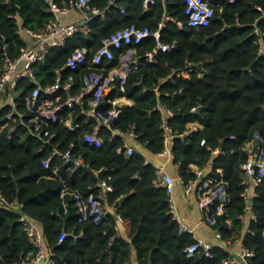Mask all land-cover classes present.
Listing matches in <instances>:
<instances>
[{"label": "trees", "instance_id": "1", "mask_svg": "<svg viewBox=\"0 0 264 264\" xmlns=\"http://www.w3.org/2000/svg\"><path fill=\"white\" fill-rule=\"evenodd\" d=\"M54 1L67 6L72 0ZM207 1L215 10L212 24L193 29L185 0H154L148 11L144 0H117V7L106 18L92 21L88 38L56 50L37 68L38 78L47 84L52 82L53 70L76 48L90 47L91 41H101L133 25L156 31L165 11L174 18L163 30L162 41L176 43V48L159 54L154 63L143 62L126 83L133 106L123 109L116 125L126 136L112 140V130L104 128L103 146L92 148L85 142L92 124H86L84 118L78 119L82 125L78 133L55 127V144L66 150L74 142L75 153L84 157L86 167L75 172L62 167L61 178L54 177L52 170L42 166L51 153L41 151L38 139L0 132V192L9 202L22 204L23 212L42 224L48 249L55 253L53 264H129L133 250L138 264H224L232 256L222 246L214 247L210 258L203 252L192 258L184 253L197 241L181 232L166 191L155 185L154 165L139 151L142 147L157 156L165 149L159 107L166 111L174 137V165L184 185L197 181L198 171L210 169L208 177L220 178L218 171L222 170L230 203L218 217L217 229L224 239L241 240L255 252L250 264H264V180L255 188L257 221L241 219L247 214L242 166L249 155L244 148L256 133L264 137V0ZM91 5L105 9L110 0H91ZM52 17L48 0H0V64L6 51L17 57L26 46L18 35L20 26L41 31ZM156 45L155 40H148L139 53L150 52ZM99 46L98 42L92 54ZM182 71H189L190 77L176 75ZM196 106H201L198 114L192 113ZM8 111H0V127ZM192 124L200 127L188 133ZM132 131L137 137L136 150L127 156L122 149ZM102 182L113 190L101 187ZM65 188L69 193L63 196ZM71 193L84 198L104 196L117 208L116 215L102 226L81 221ZM118 217L128 228L127 238L117 231ZM19 219L15 212L0 210V264H15L36 252ZM63 232L70 236L60 243Z\"/></svg>", "mask_w": 264, "mask_h": 264}, {"label": "built area", "instance_id": "2", "mask_svg": "<svg viewBox=\"0 0 264 264\" xmlns=\"http://www.w3.org/2000/svg\"><path fill=\"white\" fill-rule=\"evenodd\" d=\"M227 1L229 4H235L239 0ZM48 2L53 16L50 22L41 31L20 26L18 35L26 41V46L20 50L17 57H12L6 51L4 60L0 64V111L9 110L0 132L7 131L10 137L14 134L20 136L25 134L38 139L42 143L41 151L50 150L51 153L43 160L42 166L52 170L54 177L61 178L59 174L62 167L66 168L67 172H75L86 167V163L82 155L75 153L74 142L70 143L66 150H61L55 144L58 138L55 127L61 126L70 133H78L82 128L78 119L84 118L86 124H92V132L85 135V142L92 148L103 146L104 128L112 130V140L126 136L116 128V125L122 117L123 109L133 106L132 99L126 95V83L129 77L140 69L143 62L154 63L159 54L172 51L176 48V43L171 45L162 41L163 30L174 21L172 15L165 11L156 31L149 27L140 28L133 25L101 41H91L90 47L76 48L64 64L53 70L52 82L48 81L44 84L38 78L37 68L46 63L56 50L74 43L79 38H88L93 32L92 21L97 17L106 18L111 8L117 7V0H110V5L105 9L93 7L91 0H72L67 6H60L54 0ZM185 3V13L191 28H207L212 24L215 10L209 1L185 0ZM153 4L154 0H144L145 11H148ZM73 12L79 13L82 19L72 23L65 22L64 18ZM121 12L124 14L125 10L122 9ZM148 40H155L156 47L150 52L140 54L139 47ZM98 42L100 46L92 54ZM189 74V71L176 73L178 77H190ZM155 91L159 93L158 89ZM159 110L164 117L163 127L166 131L165 149L162 153L175 159L170 150V144H174V137L170 134L166 111L161 107ZM200 111L201 106L192 109V113L198 114ZM168 114L172 115L169 111ZM199 127L198 124L190 125L188 133L198 131ZM127 135L122 150L127 156H132L136 150L137 137L133 131ZM202 144L204 145L205 141ZM244 150L249 155L247 162L242 166L244 173L242 184L247 187V214L241 219L245 222L248 214L251 213V221H257V216L253 213V201L249 200L248 189L250 181L257 188L264 180V137L256 133ZM154 167L157 172L155 185L166 191L174 220L179 224L182 233L192 235L193 231L185 226L175 207L173 199L176 190L175 178L168 173L166 167ZM219 173L220 178H210L203 171H198L199 179L186 185V192L196 193L203 221L215 229L219 242L216 246H222L230 251L239 240H226L217 229L218 217L225 213L230 203L227 182L223 172ZM100 186L108 191L113 190L107 182H102ZM68 193V189L65 188L63 196ZM71 194L74 196L81 221L102 226L114 215L112 208L117 211L114 206L110 207L104 196L90 195L84 198L79 193ZM2 209L20 216L22 227L36 250L33 256L15 264H43L46 260L49 264H53L55 253L52 249H48L42 224L25 214L22 204L9 202L0 192V210ZM117 231L120 235L119 228ZM69 236L68 232H63L60 243ZM196 241V244L188 247L184 253L190 258L200 252H203L207 258L212 257V250L216 246L202 240ZM254 257L255 252L243 246L239 255H232L224 264H250Z\"/></svg>", "mask_w": 264, "mask_h": 264}, {"label": "crops", "instance_id": "3", "mask_svg": "<svg viewBox=\"0 0 264 264\" xmlns=\"http://www.w3.org/2000/svg\"><path fill=\"white\" fill-rule=\"evenodd\" d=\"M82 19V16L77 13V12H73L70 16H67L64 18L65 22H77L79 20ZM189 76H186V78H188ZM142 147H139V149ZM173 148V145L170 144V150L171 152ZM144 150L145 155L147 156L148 160L150 163H152L154 166H164L166 167L168 173L170 175H172L175 180H176V190L173 196L174 199V203H175V207L176 210L181 218V220L183 221V223L185 224V226L193 231V237L196 240H202L205 241L211 245H218L219 242L217 241L216 238V232L215 229L212 228L211 226L207 225L204 221H203V215L199 209L198 206V199L196 196L195 192H191V193H187L186 192V186L184 185V183L182 182L180 176L178 175V170L176 168V166L174 165V158H172L169 155H164L163 153L154 156L150 153H147L145 151L144 148H142ZM216 154H219V151H216ZM210 169L208 170H204L203 173H205L208 176V172ZM222 170H219L218 172H220ZM248 196H249V200L253 201L255 196H256V192H255V187L253 185V182H249V189H248ZM112 207V206H110ZM112 212L114 215H116L115 210L112 208ZM251 220V213L248 214L247 219H246V223H249V221ZM118 228L120 231V235L123 238H127L128 236V231H127V227L123 221V219L121 217L118 218ZM243 248V243L241 240H239L234 247L230 250V253L233 256H237L240 254V252L242 251ZM43 264H49V262L46 260ZM129 264H138L137 262V253L135 250L132 251V255H131V259H130V263Z\"/></svg>", "mask_w": 264, "mask_h": 264}, {"label": "water", "instance_id": "4", "mask_svg": "<svg viewBox=\"0 0 264 264\" xmlns=\"http://www.w3.org/2000/svg\"><path fill=\"white\" fill-rule=\"evenodd\" d=\"M17 10L19 11L20 9L17 8ZM140 153H144V150L142 148L139 149Z\"/></svg>", "mask_w": 264, "mask_h": 264}]
</instances>
